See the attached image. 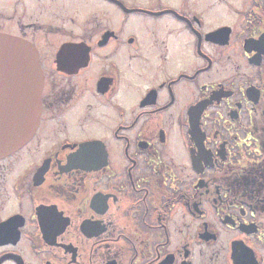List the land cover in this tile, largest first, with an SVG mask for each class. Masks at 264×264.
I'll return each instance as SVG.
<instances>
[{
  "label": "flooded vegetation",
  "instance_id": "obj_1",
  "mask_svg": "<svg viewBox=\"0 0 264 264\" xmlns=\"http://www.w3.org/2000/svg\"><path fill=\"white\" fill-rule=\"evenodd\" d=\"M0 33L43 76L0 264H264V0H0Z\"/></svg>",
  "mask_w": 264,
  "mask_h": 264
},
{
  "label": "water",
  "instance_id": "obj_2",
  "mask_svg": "<svg viewBox=\"0 0 264 264\" xmlns=\"http://www.w3.org/2000/svg\"><path fill=\"white\" fill-rule=\"evenodd\" d=\"M42 83L34 48L0 33V159L14 153L35 133Z\"/></svg>",
  "mask_w": 264,
  "mask_h": 264
},
{
  "label": "rangeland",
  "instance_id": "obj_3",
  "mask_svg": "<svg viewBox=\"0 0 264 264\" xmlns=\"http://www.w3.org/2000/svg\"><path fill=\"white\" fill-rule=\"evenodd\" d=\"M74 1V0H73ZM73 1L72 0H69V2H71V3H73ZM143 1H145V0H143ZM167 1H170V0H167ZM172 1V0H171ZM82 5H84V3L82 4ZM238 5H239V2H238ZM240 6V5H239ZM95 9H97V8H95ZM97 12V10L95 11V13ZM104 16H105V14H98V17L99 18H104Z\"/></svg>",
  "mask_w": 264,
  "mask_h": 264
}]
</instances>
